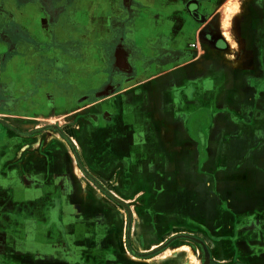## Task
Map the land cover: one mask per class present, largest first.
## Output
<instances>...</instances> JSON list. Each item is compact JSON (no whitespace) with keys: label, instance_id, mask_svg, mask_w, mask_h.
Returning <instances> with one entry per match:
<instances>
[{"label":"crops","instance_id":"1","mask_svg":"<svg viewBox=\"0 0 264 264\" xmlns=\"http://www.w3.org/2000/svg\"><path fill=\"white\" fill-rule=\"evenodd\" d=\"M52 4L96 76L43 113L72 152L0 121V264H264V0Z\"/></svg>","mask_w":264,"mask_h":264},{"label":"rangeland","instance_id":"2","mask_svg":"<svg viewBox=\"0 0 264 264\" xmlns=\"http://www.w3.org/2000/svg\"><path fill=\"white\" fill-rule=\"evenodd\" d=\"M53 1L0 0V96L4 98V104L0 106V121L6 122L8 126H15L21 120L29 127L68 125L67 118L54 121L43 115L51 107L54 82L63 79L65 75L66 81L60 80L59 83V89L62 90L73 86L70 83L72 79H68L69 74L70 77L78 74L83 78L87 75L88 82L96 76L93 69L84 67L86 60L94 55L89 52L91 46L86 47V28L73 21L79 26L70 25L65 30L54 18L58 5L52 6ZM111 67V62L106 61V70L113 72ZM108 83L109 80L101 86L79 91L73 106L76 107L88 95L92 99L96 98V92L104 89ZM113 89L110 85L103 92L109 95V90L111 92ZM71 125L76 129L75 124ZM59 128L62 132L64 130V136L50 129L44 140H56L62 146L64 143L72 152L66 141V138L74 140L70 129L68 126L65 129ZM43 130L47 131V128ZM42 136L40 134L39 139ZM77 170L80 172L79 168Z\"/></svg>","mask_w":264,"mask_h":264},{"label":"flooded vegetation","instance_id":"3","mask_svg":"<svg viewBox=\"0 0 264 264\" xmlns=\"http://www.w3.org/2000/svg\"><path fill=\"white\" fill-rule=\"evenodd\" d=\"M116 57H117V59H118V65L120 66V67H122V68H126V69H128V63H127V61H126V59H125V53H124V51H123V49L121 48V47H118L117 49H116ZM116 65H117V62H116ZM117 65V66H118ZM122 68H120L121 70H123ZM126 71V70H125ZM110 88V87H109ZM112 88H113V86H112ZM109 93H110V90H109ZM4 96H5V94H3ZM4 104V98H2L1 96H0V106L1 105H3Z\"/></svg>","mask_w":264,"mask_h":264},{"label":"bare ground","instance_id":"4","mask_svg":"<svg viewBox=\"0 0 264 264\" xmlns=\"http://www.w3.org/2000/svg\"><path fill=\"white\" fill-rule=\"evenodd\" d=\"M187 249V248H186ZM189 250V249H188ZM189 252H190V256H191V251L189 250ZM190 258V257H189ZM190 264V263H189Z\"/></svg>","mask_w":264,"mask_h":264}]
</instances>
